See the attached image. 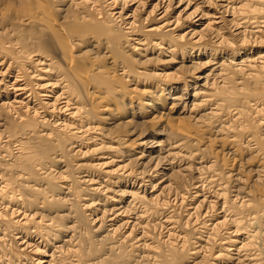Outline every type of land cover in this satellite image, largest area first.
Here are the masks:
<instances>
[{"label":"bare ground","instance_id":"1","mask_svg":"<svg viewBox=\"0 0 264 264\" xmlns=\"http://www.w3.org/2000/svg\"><path fill=\"white\" fill-rule=\"evenodd\" d=\"M0 264H264V0H0Z\"/></svg>","mask_w":264,"mask_h":264}]
</instances>
